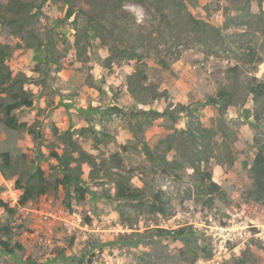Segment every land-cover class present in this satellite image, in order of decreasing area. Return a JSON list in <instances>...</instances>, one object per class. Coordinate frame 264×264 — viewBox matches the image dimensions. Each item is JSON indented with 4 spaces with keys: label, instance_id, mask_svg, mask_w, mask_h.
I'll use <instances>...</instances> for the list:
<instances>
[{
    "label": "rangeland",
    "instance_id": "1",
    "mask_svg": "<svg viewBox=\"0 0 264 264\" xmlns=\"http://www.w3.org/2000/svg\"><path fill=\"white\" fill-rule=\"evenodd\" d=\"M31 1L42 12L35 29L46 47L27 50L4 27L0 44L10 48L6 64L14 75L35 79L25 85L34 95L33 108L14 113L34 133L0 122V165L9 153L15 172L40 166L50 190L21 206L16 177H7L12 170L0 175V264H264V204L247 213L253 203L250 169L264 150V97L256 104L249 94L251 85L264 84V26H226L227 17L237 16L225 10L230 0H184L194 16L222 30L227 40L215 48L159 36L152 11L125 3L118 18L145 38L146 47L138 48L144 57L134 59L114 51L124 48L118 31L104 35L106 40L93 34L89 16L97 12L89 0H71L76 15L66 21L65 0ZM251 5L253 14L264 17V0ZM243 46L260 59L241 60L234 50ZM132 75L165 97L137 106L128 90ZM221 89L236 95L235 106L221 112L204 105ZM170 103L188 109L173 121L160 114ZM65 131L97 158L98 181L85 164L84 184L59 183L63 175L53 154L66 151L58 140ZM146 145L176 168L161 160L154 165ZM198 157L208 161L199 164ZM197 166L212 174L221 193H204ZM116 179L143 196L115 199ZM41 208L57 217L39 227ZM32 228L40 233L24 238ZM181 228L182 238L161 232Z\"/></svg>",
    "mask_w": 264,
    "mask_h": 264
},
{
    "label": "trees",
    "instance_id": "2",
    "mask_svg": "<svg viewBox=\"0 0 264 264\" xmlns=\"http://www.w3.org/2000/svg\"><path fill=\"white\" fill-rule=\"evenodd\" d=\"M67 3V12L65 21L75 17L76 12L71 6V0H65ZM92 10L97 12L95 15L89 16L92 24L93 34L100 39L106 40L105 36H113L116 31L119 32L121 38L118 42L124 48L114 47V51L119 54L129 55L131 58L140 59L144 55L138 52V48H144L145 38L135 35L132 30H129L130 24L123 23L119 19L117 13L122 10L125 3H136L146 7L147 10L154 13L155 20L157 21L156 33L165 37L168 35L175 40L192 38L194 42L203 43L209 47H223L226 42V37L222 34V30L218 27L203 21L192 14L189 7L184 0H89ZM227 13L232 11L237 12L235 18L227 17L226 26L229 23H234L240 27L251 28L253 25L264 26V17L258 14H253L251 0H230V6L225 9ZM42 12L40 6H36L31 0H9L7 4H0V27L6 28L13 35L21 37L27 50L41 49L46 47V43L40 39V35L35 29V24L41 20ZM130 18L132 16L126 15ZM113 22H112V21ZM134 20V19H133ZM76 20L74 19V22ZM112 24L110 28L104 26L105 24ZM106 34H103V33ZM105 35V36H104ZM119 37V36H118ZM77 39V38H76ZM188 44H186L187 46ZM228 45V44H226ZM248 47V48H247ZM243 46L236 48L235 54L238 57L249 63L258 61V53L251 46ZM181 53L175 56V61L180 59ZM11 51L6 45L0 44V122L3 123L8 129L15 131H33L27 127L25 122H21L15 116V112L22 109H31L34 106V95L29 92L25 85L31 84L35 79L29 78L24 73L14 75L13 71L6 64L10 59ZM160 64L163 67H168L165 60L160 59ZM235 72V68H231ZM132 75L128 80V90L136 105L144 107L150 105L151 101H156L165 97V92L150 85L142 84L138 79ZM257 82V80H255ZM249 94L253 96V100L257 104L260 99L264 97V84L258 83L249 87ZM236 95L231 91L221 89L216 98H210L204 105L217 107L221 112L227 111L229 107L236 105ZM187 107L182 104L174 106L170 103L163 112L162 116H167L169 119L175 121L178 117L187 111ZM249 113V112H248ZM58 140L67 149L62 154H53V157L58 162L63 179L60 184L63 187L67 186H80L85 183L83 165H88L91 168V180L98 181L100 176L99 163L97 158L84 150L79 143L74 140L73 134L70 131L63 132ZM145 154L149 157L150 161L157 165L159 160L165 165L175 167V162H167L164 158L156 156L154 152L146 145L144 147ZM3 163L0 165V175L7 176L6 171L12 170V161L9 153L2 154ZM203 160L201 157L197 158L199 164ZM194 168V166H193ZM196 169V168H195ZM196 171L200 173V185L204 189V193L208 196L217 195L221 193L219 186L213 182L212 174L208 173L205 168L202 170L201 166H197ZM252 175V196L253 203L247 209L248 215H253L257 209L260 208V203L264 204V150L261 149L257 152L254 163L250 169ZM9 178L16 177L15 183L17 188L22 191L19 204L25 205L26 203L37 200L45 196L50 190V182L47 178L44 168L37 166L28 172H12L7 176ZM117 192L115 199L117 200H135L143 196L139 189L133 190L124 180H115ZM82 194L88 190L79 189ZM78 190V191H79ZM83 196V195H82ZM222 197L223 194H220ZM156 198H159L157 195ZM0 205H3L0 200ZM7 207V206H6ZM157 207V206H154ZM163 210L162 207L156 208ZM165 235L173 236L175 238L185 237V228L176 231H161ZM2 244H4L2 242Z\"/></svg>",
    "mask_w": 264,
    "mask_h": 264
},
{
    "label": "built area",
    "instance_id": "3",
    "mask_svg": "<svg viewBox=\"0 0 264 264\" xmlns=\"http://www.w3.org/2000/svg\"><path fill=\"white\" fill-rule=\"evenodd\" d=\"M21 209H24V208H21ZM36 214L38 216V218H36L37 219L36 224L39 227L46 226L48 223L52 222V220H55V218L57 217V215L54 212H50L45 208H41V209L37 210ZM38 226H36V228ZM36 228H35V230H34V228H32V230L30 232L29 231L23 232V237L24 238L35 237L36 234L40 233V232H35Z\"/></svg>",
    "mask_w": 264,
    "mask_h": 264
}]
</instances>
